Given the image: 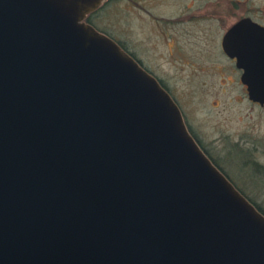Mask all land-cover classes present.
Returning a JSON list of instances; mask_svg holds the SVG:
<instances>
[{"label":"water","instance_id":"95a60500","mask_svg":"<svg viewBox=\"0 0 264 264\" xmlns=\"http://www.w3.org/2000/svg\"><path fill=\"white\" fill-rule=\"evenodd\" d=\"M106 1L0 0V264H264V212L86 20ZM245 24L225 48L264 102V31Z\"/></svg>","mask_w":264,"mask_h":264},{"label":"flooded vegetation","instance_id":"af4514ba","mask_svg":"<svg viewBox=\"0 0 264 264\" xmlns=\"http://www.w3.org/2000/svg\"><path fill=\"white\" fill-rule=\"evenodd\" d=\"M109 1L111 0H107L104 5ZM159 3L160 10L156 8ZM130 5L132 13L141 9L146 20L150 21L151 35L156 32L152 41L147 40L146 43L143 41L140 44L135 33L127 42L121 36L98 26L91 18L99 9L89 14L86 20L114 38L168 90L180 107L191 134L227 177H264L263 144L256 140L244 139L242 136L236 140L218 137L214 141L218 140L219 145L214 141L212 144H206L202 134L196 131L191 121L190 110L186 107V95L178 92L180 90L175 88L178 80L173 79L178 71L183 69L193 71L189 79L203 74L206 77L203 85L209 78L215 77L221 82V87L227 86L234 92L232 96L235 95L234 100L237 103L245 102L263 114L264 102L250 97L248 86L243 81L244 69L238 65L237 56L231 55L225 48L227 34L242 20H246V26L264 31L262 7L253 6L250 0H130ZM230 42L236 50L246 51L243 49L244 43L248 45L250 41L234 37ZM153 47H161L162 55L157 56ZM161 64H166L168 69L174 68L175 76L163 71ZM212 93L217 94L218 89ZM213 103L216 107L220 106L218 100ZM241 191L256 205L257 202L251 196Z\"/></svg>","mask_w":264,"mask_h":264},{"label":"rangeland","instance_id":"374dc122","mask_svg":"<svg viewBox=\"0 0 264 264\" xmlns=\"http://www.w3.org/2000/svg\"><path fill=\"white\" fill-rule=\"evenodd\" d=\"M250 3L256 7H262L264 10V0H250ZM160 7V3L156 4V8L160 10ZM91 19L98 26L109 30L112 34L121 36L127 42L135 33L140 44L143 41L145 43L147 40L152 41L154 35L156 36V32H152L151 35L150 21L146 20L141 9L132 13L130 0H111L99 8V11ZM143 48L142 44V51ZM153 49L157 56L162 55L161 47H153ZM161 66L164 67L163 71L165 70L167 74L175 76L174 68L168 69L166 64H161ZM192 74V70L183 69L178 71L173 79L178 80L175 86L180 90L178 92L186 95V107L190 110L191 121L196 131L202 134L204 142L212 144L218 137L236 140L242 136L244 139L259 141L264 148V112L262 114L245 102L237 103L234 100L235 95L232 96L234 92L227 86L221 87V82L215 77L209 78L203 85L202 82L206 77L200 73L189 79ZM216 89H218V93H212ZM210 90L212 92H209ZM215 100H218L219 107L214 105L213 101ZM220 141L223 140L220 139ZM214 143L220 144L218 140H215ZM262 159L264 160V158ZM247 175L251 176L248 173ZM230 178L237 187L264 208V177Z\"/></svg>","mask_w":264,"mask_h":264},{"label":"trees","instance_id":"16d2710c","mask_svg":"<svg viewBox=\"0 0 264 264\" xmlns=\"http://www.w3.org/2000/svg\"><path fill=\"white\" fill-rule=\"evenodd\" d=\"M256 203V202H255ZM256 205H257V207L262 211V212H264V208L261 206V205H259L258 203H256Z\"/></svg>","mask_w":264,"mask_h":264}]
</instances>
